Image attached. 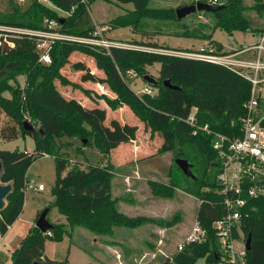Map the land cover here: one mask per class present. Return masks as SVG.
Returning <instances> with one entry per match:
<instances>
[{"label":"trees","instance_id":"obj_1","mask_svg":"<svg viewBox=\"0 0 264 264\" xmlns=\"http://www.w3.org/2000/svg\"><path fill=\"white\" fill-rule=\"evenodd\" d=\"M48 1L69 13L68 16L62 20L57 10L46 5L43 0H32L23 13L12 19L0 17V23L10 27L26 26L45 30L42 23L45 18L57 19L58 31L92 35L96 27L85 3L81 0ZM115 1L133 3L134 9L110 20L111 29L137 28L144 16L154 11L149 8L151 0ZM210 3H215V0ZM254 3L257 13L264 15V0H254ZM224 5L223 9L216 12L205 11L216 20L210 29L211 33L184 26L177 36L210 40L217 29L230 35L235 31H251L258 35L264 32V27L251 28L252 20L246 15L248 6L245 0H229ZM156 11H161L164 16L173 12L170 9ZM32 18L37 21L34 22ZM172 18L181 22L177 14ZM147 45L155 47L158 44ZM32 47H36V43L26 38L25 34L0 31V107L12 120V124L1 129L0 135L8 141L20 135L31 136L35 141L33 152L0 149V183L12 185L6 205L0 210V234L4 235L21 215L27 171L38 158L46 155L54 157L56 161L54 205L66 217L67 223H54L48 231L50 233H43L35 227L15 250L11 264H67V260L50 259L44 252L45 237L62 240L67 233L66 226L73 228L84 225L98 234H108L117 224L131 227L139 224L137 219L119 210L112 194L114 171L118 165L109 155L121 145L135 142L140 131L139 125L122 122L116 117L110 118L108 108L114 110L122 106L128 107L149 130V139H154L158 133L162 136L157 153L173 152V165L183 173L181 180L174 177L172 165L169 186L161 183L153 185L154 194L168 195L174 188H182L200 200L196 220L206 230V240L187 245L172 259H165V264H196L202 258H205V264H218L222 251L213 223L227 213V208L224 195L217 191V151L213 147L212 135L194 134L186 118L195 108L200 124H209L214 131L226 135L241 134V120L247 114L251 83L223 65L163 52L114 47L111 54H106L82 44L56 41L51 50L52 63L46 65L33 57ZM161 47L188 51L169 45ZM218 50L222 51V48ZM77 53H85L93 58L97 72H92L86 61L72 62ZM71 62L77 70L82 71L81 81L101 85L113 96L95 93L93 89L66 77L62 69ZM155 64L161 66L157 77L160 83L157 86L147 83L156 89V93H144L140 97L127 84L125 76L130 69L143 73L145 67ZM22 74L27 76L23 89L18 93L14 91L11 97L4 95V91L11 90L9 82ZM166 79H170L180 89L164 86L163 81ZM58 83L65 88L71 86L79 89L94 102L98 98H105L108 107L84 104L76 97L68 96L58 87ZM64 137L81 140L82 147L77 148L78 153H83L84 148L97 147L109 162L103 165L88 163L85 167L72 163V159L62 151ZM177 158L187 159L192 164L195 179L185 175L176 163ZM49 207L52 208V205ZM242 212L240 232H236V236L244 241L252 237V249L247 251L246 264H264V198L248 199Z\"/></svg>","mask_w":264,"mask_h":264},{"label":"rangeland","instance_id":"obj_2","mask_svg":"<svg viewBox=\"0 0 264 264\" xmlns=\"http://www.w3.org/2000/svg\"><path fill=\"white\" fill-rule=\"evenodd\" d=\"M197 1L199 0H151L149 8L154 11L148 12L137 28L129 26L111 29L110 26V20L126 14L130 9H134L133 3H119L115 0H86V8L95 23V27L101 29L107 26L109 28L104 32L105 36L117 41L133 43L140 47L152 48L155 51H166L161 45L178 48L176 46H193L192 44L196 49L191 50H198L201 47V42H203L202 46L209 45L217 51L222 48V51L219 52H224V48H237L242 45L240 43L248 44L259 39V35L251 31H235L233 35H230L221 29H217L210 40H192L178 37L177 34L182 32L184 26H188L190 29H199L204 33H211L210 29L216 20L205 11H197L188 15L181 22H177L172 18L173 15L176 16L178 7ZM202 1L211 2V0ZM228 1L215 0L213 4H224ZM31 2L32 0H0V17L6 19L17 17L25 11ZM245 3L248 6L246 15L252 20L251 28H263L264 15L257 13L254 9V0H245ZM46 5L56 9L58 17L62 20L68 16L66 11L56 8L51 3H46ZM162 9H170L173 12L166 13V16H164L161 11H156ZM32 19L34 22L37 21L36 18ZM56 20L45 18L42 21L45 27L43 31L26 26L13 28L10 27L11 25L2 23H0V31L6 30L11 33L17 31L15 33L25 34L26 38L36 43V47L31 49L33 57L37 61L46 64L42 56L46 52L51 56V50L56 41H53L50 32L59 26ZM39 43L46 46L39 47ZM147 43L158 45L152 47ZM87 48L96 51L92 47ZM232 51L234 50L226 52ZM17 60L20 61V59ZM80 60L86 61L92 72H97L96 62L93 58L85 53H77L72 58V62ZM72 62L62 69L66 77L72 79V81L80 82L84 87L93 89L95 93L113 96L110 91L101 85L81 81L82 71L71 65ZM160 67V64L147 66L143 73L130 69L125 76V80L132 90L142 95V91L148 86L144 76L150 75L157 78ZM9 83L11 90L3 93L11 97L14 91L18 93L23 89L27 83V76L19 75ZM57 85L68 96L76 97L84 104L89 103L108 107L105 98H98L94 102L79 89H73L71 86L65 88L60 83ZM260 88L261 93L258 92V95L263 98L261 105V113L263 114L264 82L259 85ZM108 109L110 118L116 117L121 119L122 122L139 125L140 127L139 136L135 142L119 147L109 155L118 165L114 171L113 198L116 200L119 210L128 217L137 219L139 224L135 227L117 224L113 227L112 232L108 234H98L84 225H77L73 228L66 226L67 233L64 234L62 240L58 241L50 236L45 237V255L54 260H67V264H165V259H172L178 253L177 246L184 238V234L178 232L181 221H183L184 228L188 227L189 230L193 228L200 200L197 196L182 188H174L168 195H155L153 185H160L161 183L169 186L171 182L169 172L170 167L175 163V154L171 151L158 154L157 146L161 144L162 136L158 133L154 139H149V130L145 129L143 123L128 107L122 106L114 110L109 107ZM4 113L5 111L0 107V131L3 127L12 124V120L6 117L7 115L4 116ZM0 140L4 141V143H0L2 149H19L30 152L35 149V141L31 136L20 135L18 138L8 141L2 139L0 135ZM62 146V151L75 164L79 163L81 167L87 166L88 163L102 165L109 162L97 147L84 148L83 153H78L77 148L82 147L80 139L64 137ZM173 168V172H175L173 176L181 180L180 177L183 173L175 169V165H173ZM27 176L37 183H43L46 189L44 191H25L22 213L3 235L0 243V264H11L15 250L20 247L26 235L35 229L38 213L45 208L52 205L48 214V219L51 222L67 223L66 217L60 214L54 205L56 200L53 195L56 180L55 158L49 155L38 158L28 169ZM125 182L128 185L127 190L123 185ZM161 187L163 188L162 185ZM160 190L163 191L164 189ZM127 210L131 211L132 215L127 214ZM196 264H205V258L198 260Z\"/></svg>","mask_w":264,"mask_h":264},{"label":"built area","instance_id":"obj_3","mask_svg":"<svg viewBox=\"0 0 264 264\" xmlns=\"http://www.w3.org/2000/svg\"><path fill=\"white\" fill-rule=\"evenodd\" d=\"M43 2L50 3L48 0H43ZM81 2L86 4V0H81ZM107 30H109L107 26L101 29L96 27L92 35L81 36L55 29L50 32V36L54 42L65 41L72 44H82L106 54H111L112 48L117 47L143 49L201 59L223 65L251 83V96L246 104L247 114L241 120V134L226 135L214 131L209 124H200L195 108L186 118V122L193 128L194 134L212 135L213 147L217 151L219 170L217 173L219 184L217 191L224 195V204L227 208V213L213 223V229L219 238L222 251L218 264H246V241L241 237L237 238L236 232H240L242 211L247 205L248 199L264 198V113H261L263 98L258 95V92L261 93L259 85L264 82V32L259 35V39L254 44L232 52H219L209 45L201 46L198 50L182 52L174 50L155 51L152 48L117 41L105 36L104 32ZM38 46L46 45L39 43ZM42 59L46 64L52 62V57L47 52L43 54ZM155 90L154 87L148 85L142 91V95L144 93L153 95L156 93ZM138 95L142 97V95ZM71 161L74 163L73 160ZM45 189L43 183H37L29 177L25 182V191H44ZM206 236V230L196 220L192 230L178 244L177 252L184 250L187 245L192 243L204 242ZM2 239L3 235L0 234V243Z\"/></svg>","mask_w":264,"mask_h":264},{"label":"water","instance_id":"obj_4","mask_svg":"<svg viewBox=\"0 0 264 264\" xmlns=\"http://www.w3.org/2000/svg\"><path fill=\"white\" fill-rule=\"evenodd\" d=\"M224 6H225L224 4L217 5V4H213L210 2L199 0L195 3H191V4L178 7L176 9V14H177V18L179 20H182L186 18L188 15H191L197 11L216 12V11L223 9ZM144 79L149 84H152L155 86L159 85L160 83V81L157 78L150 76V75H145ZM163 84L164 86L169 87V88L180 89V87L177 85H174L170 79L164 80ZM26 124L28 125L27 122ZM30 128H32V126ZM176 163L179 165V167L185 173V175L193 179L196 178L195 174L192 171V164L187 159L177 158ZM1 171H2V161L0 160V174H1ZM11 190H12L11 184L0 183V210L5 207L6 197L10 193ZM50 209H51L50 207L45 208L41 212L40 216L37 218L36 223H35V226L39 228L43 233L48 232L54 226V223H52L48 219V214L50 212ZM246 249L247 251H250L252 249V237L251 236H249L246 239ZM33 264H38V263H33Z\"/></svg>","mask_w":264,"mask_h":264},{"label":"crops","instance_id":"obj_5","mask_svg":"<svg viewBox=\"0 0 264 264\" xmlns=\"http://www.w3.org/2000/svg\"><path fill=\"white\" fill-rule=\"evenodd\" d=\"M234 34V33H233ZM189 39H192V40H198V39H194V38H189ZM246 39V38H245ZM243 40H244V38H243ZM255 42H257V41H254V42H251V43H248V44H244V43H240V44H242L240 47H230V48H228V49H226V48H224L223 49V51H231V50H238V49H242V48H244V47H247V46H249V45H252V44H254ZM203 42H201V45L200 46H202L203 44H202ZM193 46H176V47H178V48H183V49H187V50H191V49H196V47H194V44H192ZM198 48V47H197ZM249 55H251V54H249ZM4 116H6V113H4ZM6 117H8V116H6ZM8 120H10V119H8ZM4 143V141H1L0 140V143ZM1 143V144H2ZM0 144V145H1ZM123 146H125V145H121L120 147H123ZM0 149H2V148H0ZM118 149V148H117ZM104 161H106V159H104ZM103 165V164H102ZM124 187H126L125 188V190H127V187H128V185H127V183L125 182L124 184ZM122 188H123V186H122ZM112 189H113V187H112ZM126 192H129V191H126ZM128 211V210H127ZM125 212V211H124ZM131 211H128L127 212V214H130V215H132V213H130ZM196 217H197V215H196ZM196 220V219H195ZM53 223V222H52ZM66 224V223H65ZM191 230H192V228H191ZM191 230H189L188 229V227L187 228H184V226H183V221H181V223H180V229H179V231L178 232H181V233H183L184 234V238L189 234V232L191 231ZM183 238V239H184Z\"/></svg>","mask_w":264,"mask_h":264}]
</instances>
